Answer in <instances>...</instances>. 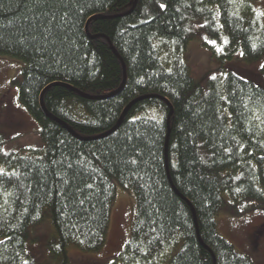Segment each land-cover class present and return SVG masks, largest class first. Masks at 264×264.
<instances>
[{
  "label": "trees",
  "instance_id": "16d2710c",
  "mask_svg": "<svg viewBox=\"0 0 264 264\" xmlns=\"http://www.w3.org/2000/svg\"><path fill=\"white\" fill-rule=\"evenodd\" d=\"M201 35L226 39L225 60L264 57L248 0H0V55L22 63L46 149L6 153L0 130V264H36L46 210L61 264L72 245L100 252L117 184L137 217L110 264H255L218 217L264 205V88L225 67L196 80L185 56Z\"/></svg>",
  "mask_w": 264,
  "mask_h": 264
},
{
  "label": "rangeland",
  "instance_id": "374dc122",
  "mask_svg": "<svg viewBox=\"0 0 264 264\" xmlns=\"http://www.w3.org/2000/svg\"><path fill=\"white\" fill-rule=\"evenodd\" d=\"M264 15V0H248ZM226 39L208 40L201 35L192 41L185 56L193 77L202 82L212 71L225 67L241 77L252 80L264 88L262 67L264 57L247 63L238 52L232 60L223 59ZM22 63L0 55V130L5 140L6 153L16 152L22 156L40 157L46 153L40 135V124L25 109L20 101V79ZM0 170L6 168L0 164ZM227 203H231L226 197ZM240 214L228 207L218 217L219 233L237 250L249 256L255 264H264V205L239 206ZM137 217V201L134 195L117 184L116 200L112 207L111 223L105 247L96 253L84 252L72 245L68 255L72 264H110L130 240ZM57 241L51 213L45 211L41 224L30 231L27 252L36 264H61L62 259L51 251Z\"/></svg>",
  "mask_w": 264,
  "mask_h": 264
},
{
  "label": "water",
  "instance_id": "95a60500",
  "mask_svg": "<svg viewBox=\"0 0 264 264\" xmlns=\"http://www.w3.org/2000/svg\"><path fill=\"white\" fill-rule=\"evenodd\" d=\"M124 118H125V116H123V118L121 119V121L119 122V124L116 126V128L112 131V132H115L119 127H120V125L122 124V122L124 121ZM196 222H197V220H196ZM203 243V242H202ZM204 245V244H203Z\"/></svg>",
  "mask_w": 264,
  "mask_h": 264
},
{
  "label": "snow or ice",
  "instance_id": "6c2138e0",
  "mask_svg": "<svg viewBox=\"0 0 264 264\" xmlns=\"http://www.w3.org/2000/svg\"><path fill=\"white\" fill-rule=\"evenodd\" d=\"M161 7H164V5H161Z\"/></svg>",
  "mask_w": 264,
  "mask_h": 264
}]
</instances>
